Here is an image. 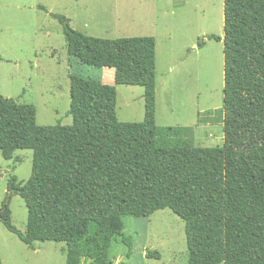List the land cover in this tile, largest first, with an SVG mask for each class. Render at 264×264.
Listing matches in <instances>:
<instances>
[{"label": "trees", "instance_id": "16d2710c", "mask_svg": "<svg viewBox=\"0 0 264 264\" xmlns=\"http://www.w3.org/2000/svg\"><path fill=\"white\" fill-rule=\"evenodd\" d=\"M52 16L68 54L113 69L114 86L71 74L70 126H39L33 105L0 95L2 157L32 151L29 179L7 185L9 200L26 204V231L13 226L9 200L0 209L5 229L29 249L64 243L66 264H111L121 217L169 209L184 222L187 264H264V0H223L224 142L216 148L173 144L190 129L156 125L153 37L96 38ZM115 85L143 88L142 122L117 119Z\"/></svg>", "mask_w": 264, "mask_h": 264}, {"label": "rangeland", "instance_id": "374dc122", "mask_svg": "<svg viewBox=\"0 0 264 264\" xmlns=\"http://www.w3.org/2000/svg\"><path fill=\"white\" fill-rule=\"evenodd\" d=\"M119 8L128 12L123 19L118 17ZM53 14L64 16L72 29L96 38L152 35L156 125L189 128L173 138L176 145H223V0H0V95L34 105L39 126H70L65 70L113 86L114 71L70 56L63 25ZM211 35L221 41L209 39ZM115 87L117 119L142 122L143 88ZM31 166V150H13L9 160L0 152V209L9 200V179L26 183ZM9 209L13 226L25 233L24 200L12 195ZM121 218V235L109 239L111 264H187L184 222L169 209L149 217ZM148 252H157L160 259L146 258ZM0 260L1 264H66V245L37 242L29 249L0 222Z\"/></svg>", "mask_w": 264, "mask_h": 264}, {"label": "crops", "instance_id": "0c3cea01", "mask_svg": "<svg viewBox=\"0 0 264 264\" xmlns=\"http://www.w3.org/2000/svg\"><path fill=\"white\" fill-rule=\"evenodd\" d=\"M165 13V12H164ZM128 15V12L127 13H124L123 11H120V8L118 9V17L120 18V19H123L124 17H126ZM148 36H152V35H148ZM66 67H68V65L66 66ZM114 71V70H113ZM65 72H66V77H67V79L69 80V76L72 74L70 71H68V69H66L65 70ZM111 75V79L113 78V82H114V74H110ZM156 81V80H155ZM156 83V82H155ZM54 85H56V83L54 82L52 85H50V86H46V87H49V88H51L52 86H54ZM69 85H70V80H69ZM44 97L46 96V95H43ZM22 100V99H21ZM19 103V102H18ZM155 103H156V97H155ZM20 104H27V103H20ZM34 106V105H33ZM17 237V236H16ZM18 238V237H17ZM19 239V238H18Z\"/></svg>", "mask_w": 264, "mask_h": 264}, {"label": "water", "instance_id": "95a60500", "mask_svg": "<svg viewBox=\"0 0 264 264\" xmlns=\"http://www.w3.org/2000/svg\"><path fill=\"white\" fill-rule=\"evenodd\" d=\"M7 202H8V201H7ZM7 202H6V203H7Z\"/></svg>", "mask_w": 264, "mask_h": 264}]
</instances>
